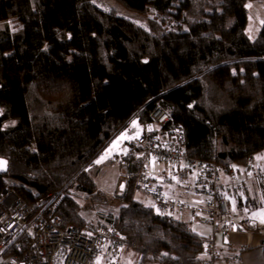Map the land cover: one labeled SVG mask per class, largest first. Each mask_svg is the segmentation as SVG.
<instances>
[{"label": "trees", "instance_id": "obj_1", "mask_svg": "<svg viewBox=\"0 0 264 264\" xmlns=\"http://www.w3.org/2000/svg\"><path fill=\"white\" fill-rule=\"evenodd\" d=\"M94 1L0 0V192L63 193V226L116 228L136 264H202L205 237L190 222L134 199L139 160L123 164L118 205L90 167L156 106L193 158L227 168L264 151V25L246 33L247 3L264 0Z\"/></svg>", "mask_w": 264, "mask_h": 264}, {"label": "built area", "instance_id": "obj_2", "mask_svg": "<svg viewBox=\"0 0 264 264\" xmlns=\"http://www.w3.org/2000/svg\"><path fill=\"white\" fill-rule=\"evenodd\" d=\"M172 123L161 106L152 109L147 122L133 117L96 160H139L135 192L148 195L160 215L204 219L211 232L202 242V264H222L216 235L228 239L242 232L231 217V203L246 198L245 177L261 178L263 170L251 161L224 168L191 157L183 128ZM167 186L181 188L190 199L169 196ZM63 197L51 192L28 202L11 186L0 192V264H123L124 236L116 228L63 226L57 213Z\"/></svg>", "mask_w": 264, "mask_h": 264}, {"label": "crops", "instance_id": "obj_3", "mask_svg": "<svg viewBox=\"0 0 264 264\" xmlns=\"http://www.w3.org/2000/svg\"><path fill=\"white\" fill-rule=\"evenodd\" d=\"M251 165L257 169H262L263 175L261 178L245 177L246 198H238L231 203V217L242 228V232L233 234L228 239L221 234L216 235V244L220 255L219 259L222 264H254L255 258L251 255L252 250L261 249L263 250L261 252L264 254V237H257L264 232V227L260 224L262 217L264 218V151L255 155L251 161ZM166 192L171 197L190 199L189 195L178 187L167 186ZM172 216L187 222H196V229L204 233L201 234L197 231L199 234L204 237L210 235L211 228L204 219L191 220L187 213L183 215L174 213ZM246 223L251 225L252 228L246 229ZM237 248H240L241 251L245 249L242 251L243 254L242 252L239 255L235 254L234 251Z\"/></svg>", "mask_w": 264, "mask_h": 264}, {"label": "rangeland", "instance_id": "obj_4", "mask_svg": "<svg viewBox=\"0 0 264 264\" xmlns=\"http://www.w3.org/2000/svg\"><path fill=\"white\" fill-rule=\"evenodd\" d=\"M93 3L99 9L104 11H111L116 4L114 0H95ZM246 7L248 10V22H247L246 33L250 39H255L264 25V1L248 2ZM119 14L121 16H127L123 12H120ZM134 21L137 24H140L141 26H146L145 22L139 21L137 19H134ZM9 25L12 29H16L18 23L16 21H11ZM123 164L124 163H120L115 159L101 160L99 158L98 160H95L92 167H90V170L93 171V175L97 180L99 188L104 192L106 198L109 199V202L112 205H118L120 201L119 200L120 196L123 193L126 184V170L123 167ZM97 168L100 169V172L104 171V174L101 175L100 172H97L96 170ZM134 199L144 203L147 206L153 205L152 199L148 195L142 192H135V187H134ZM190 223H191V227L195 231L204 234L196 229L195 227L196 222H190ZM260 224L261 226L264 227L263 217L260 221ZM257 237L263 238L264 232H262V234L260 236L258 235ZM261 251L263 252V250L261 249L252 250L251 255L253 258H255V260L253 261L254 264H264V254ZM241 252L242 251L240 248H237V250L234 251V253L237 255H239ZM138 258L139 256L136 253L127 250L122 257V263L136 264Z\"/></svg>", "mask_w": 264, "mask_h": 264}, {"label": "water", "instance_id": "obj_5", "mask_svg": "<svg viewBox=\"0 0 264 264\" xmlns=\"http://www.w3.org/2000/svg\"><path fill=\"white\" fill-rule=\"evenodd\" d=\"M8 171V161L0 158V173L4 174Z\"/></svg>", "mask_w": 264, "mask_h": 264}]
</instances>
